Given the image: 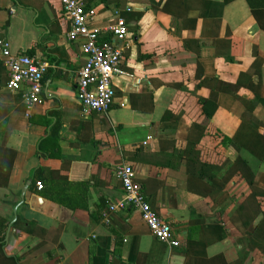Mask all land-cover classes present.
Returning <instances> with one entry per match:
<instances>
[{
	"label": "crops",
	"instance_id": "obj_1",
	"mask_svg": "<svg viewBox=\"0 0 264 264\" xmlns=\"http://www.w3.org/2000/svg\"><path fill=\"white\" fill-rule=\"evenodd\" d=\"M85 4L96 10L100 27L112 25L117 12L128 30L121 68L133 78L114 77V103L104 114L85 115L77 102L85 56L81 41L66 36L60 0H0V38L11 53L30 52L50 65L42 103L26 112L21 95L5 88L8 71L0 59L5 252L20 264L237 263L248 242L236 207L251 190L238 172L227 171L239 155L250 157L223 139L234 137L249 103L264 135L258 101L264 99V31L248 0H120L121 10L98 0ZM221 85H241V100L219 92ZM212 92L217 109L202 128L200 101ZM188 141L196 143L201 163L224 165L221 174L196 172L184 157ZM122 163L133 167L179 247L157 241L134 209L103 221V209L123 195L114 174ZM256 169L264 174V161ZM257 186L264 190V178ZM257 202L264 210V198ZM246 264H264V254L255 249Z\"/></svg>",
	"mask_w": 264,
	"mask_h": 264
},
{
	"label": "built area",
	"instance_id": "obj_2",
	"mask_svg": "<svg viewBox=\"0 0 264 264\" xmlns=\"http://www.w3.org/2000/svg\"><path fill=\"white\" fill-rule=\"evenodd\" d=\"M60 4L69 26L66 36L70 41H81L85 56V62L76 74L77 102L85 115L107 113L115 99L114 77L133 78L121 68L127 49L126 22L115 12L113 24L100 27L96 10L87 8L85 0H60ZM0 59L8 71L5 88L21 95L26 112L41 104L42 80L50 65L25 54L13 55L4 38H0ZM114 174L123 195L103 209V221L109 223L111 215L127 208L134 209L157 241L171 248L179 247L172 225L162 219L145 199L133 167L122 163L115 168ZM36 187L42 189L40 183Z\"/></svg>",
	"mask_w": 264,
	"mask_h": 264
},
{
	"label": "trees",
	"instance_id": "obj_3",
	"mask_svg": "<svg viewBox=\"0 0 264 264\" xmlns=\"http://www.w3.org/2000/svg\"><path fill=\"white\" fill-rule=\"evenodd\" d=\"M92 1L96 0H89V2ZM119 1L120 0H98V3H101L106 7L110 4H114L113 6H115V8L121 10ZM248 4L259 28L264 31V0H261V4L257 7L252 0H248ZM30 54L31 53L28 52L27 56H30ZM205 81L208 80H203V83L207 84ZM240 86L241 85H236L231 89L230 87L228 88L221 85V87L218 88V91L240 99L237 95ZM213 88L214 87H211L210 89ZM258 101L264 106V99H259ZM200 104L202 105V111L204 114V121L202 122L201 127L205 128L217 109L216 94L212 92L210 98L207 100H201ZM245 105L247 108L245 110L247 112L241 117V124L238 131L232 139H223L224 142L233 144L239 153L245 152L250 157V161H245L239 155L234 161L232 168L230 167L227 171L228 173L238 172L251 190L250 196L236 207V216H238V220L241 224L248 245L242 258L235 264H246L249 260L251 261L255 249H259L261 253L264 254V210L259 208L257 202L258 197H261V200L264 198V190H259L257 186L258 181L263 180L264 174L257 173L256 169L258 164H262L264 161V135L258 132V130L263 127V124L251 116L250 113L254 108L252 103H249V106L247 104ZM199 156V152L196 150V143L188 141L184 157L186 160L191 161L196 172L212 176L215 174H221L224 165L213 166L201 163ZM18 224L19 222H16L15 226H18ZM222 238H225V236ZM258 238L261 240V243L257 241ZM4 246V233L2 232V235L0 236V264H20L16 257L10 256L5 252Z\"/></svg>",
	"mask_w": 264,
	"mask_h": 264
},
{
	"label": "water",
	"instance_id": "obj_4",
	"mask_svg": "<svg viewBox=\"0 0 264 264\" xmlns=\"http://www.w3.org/2000/svg\"><path fill=\"white\" fill-rule=\"evenodd\" d=\"M14 215H15V211H14Z\"/></svg>",
	"mask_w": 264,
	"mask_h": 264
}]
</instances>
